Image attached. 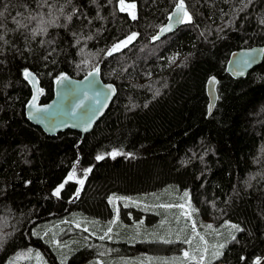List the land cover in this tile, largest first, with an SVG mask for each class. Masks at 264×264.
Instances as JSON below:
<instances>
[{"label":"trees","instance_id":"16d2710c","mask_svg":"<svg viewBox=\"0 0 264 264\" xmlns=\"http://www.w3.org/2000/svg\"><path fill=\"white\" fill-rule=\"evenodd\" d=\"M177 1L126 0L136 4L134 20L118 0H0V264L34 250L48 264L147 250L152 243L101 240L68 221L108 223L117 214L131 228L142 208L115 199L148 198L168 186L190 195L198 229L222 231L225 222L242 229L203 236L200 264H264V59L244 78L225 71L236 45H264V0H184L192 21L152 42ZM134 32L130 44L107 54ZM96 68L116 95L90 132L49 136L27 119L32 90L24 69L37 76L45 104L58 77ZM211 76L217 101L208 115ZM72 172L84 184L68 180L54 195ZM60 221L65 237L87 240L64 262L34 230Z\"/></svg>","mask_w":264,"mask_h":264},{"label":"water","instance_id":"95a60500","mask_svg":"<svg viewBox=\"0 0 264 264\" xmlns=\"http://www.w3.org/2000/svg\"><path fill=\"white\" fill-rule=\"evenodd\" d=\"M175 5L168 13L165 23L151 36L152 42L164 38L185 24L176 22ZM169 25H171L170 30L161 32L162 28ZM153 37L158 38L154 40ZM263 59L264 45H253L250 47H239L236 45L228 56L225 71L232 78H244L253 68L260 65ZM246 60L248 61L247 63L244 62ZM29 72L35 78L34 82L28 80L32 90V97L34 94L36 95V109L41 111L37 112L36 109L29 105L31 97L25 106V114L32 124L40 127L49 136H54L58 132L70 129L80 132L83 137L93 129L95 123L104 115L116 95L115 86L112 83L104 82L99 71L94 72L93 70L81 78H72L66 74L61 75L54 82L51 100L41 104L39 103L40 87L37 76L34 72ZM89 73L93 74L89 75ZM213 77L215 78L214 82H212ZM216 84L217 78L215 76H211L206 82L208 115L213 111L217 101ZM108 85H111L114 91L105 100V95L110 91L106 88ZM97 100L101 103H97ZM101 104H103V107H101ZM76 105H80V107H76Z\"/></svg>","mask_w":264,"mask_h":264},{"label":"rangeland","instance_id":"374dc122","mask_svg":"<svg viewBox=\"0 0 264 264\" xmlns=\"http://www.w3.org/2000/svg\"><path fill=\"white\" fill-rule=\"evenodd\" d=\"M68 176L65 179V181L62 182L61 184L64 185V183L69 180ZM80 179H84V177L78 176L74 173L73 178L71 180L76 181L78 183ZM171 187L172 186H168L165 188L164 191L162 190L160 193H156V194L153 193L150 196V197H154V200L156 201L158 200V195L162 196L158 202L164 206L163 210L162 211H160V209L153 210L151 214L146 216L144 220L141 221V223L139 221H136V226H134L133 224V227L131 228H136V230H138L139 232H142L144 227L148 228L150 225H152V229H153L154 227H153V224L151 223L155 221L154 216L155 217H157V215L161 216L160 221H159L158 230L165 232L167 231L166 228L168 229L171 228L172 234L177 239H179V241H177L179 242V244H177L176 246V249L178 251L177 252L178 253V263L200 264V262L202 261L200 259V255L198 254V251L201 247L200 237L206 236L211 231L217 232L220 230L215 229V230L205 231V230L198 229V226L196 224L198 222L201 224L202 220L197 215V209L195 208L190 195L188 194V196L185 197L184 191L178 190V192H176L175 191L176 189L171 188ZM146 196H149V195H144L142 197H118L116 198L117 200L115 199V201H118V202L119 200L122 201V204L124 206L138 207L140 205L137 204L136 202L141 201ZM120 198H131V199L125 200V199H120ZM156 201H154V203ZM179 205H184V207L181 208L179 207ZM184 213H190V215H185ZM68 222L74 223V221H68ZM204 224L205 222L203 221V225ZM193 225H195V227H193ZM231 225L233 224L230 222H225L221 228L225 230L229 229L232 231L234 229L230 227ZM60 227H62V225L55 226V223L52 224L50 222H47V223L38 225L34 230L35 232H37V234H40L42 232L41 234H43L44 236L45 235L48 236L46 241L48 242L49 245H52V244L54 245V242L56 241L55 236H54L55 235L54 231H57L56 229ZM225 230H222L220 232H223ZM73 240H74V237L68 239L65 243H62L61 246H56L57 250L55 249V252L58 255V259L60 262L66 261V259L68 258L70 254V251L72 253V251L75 249ZM186 240L189 242L185 243ZM203 240H205L204 237H203ZM211 245H213V243L209 244V242H207V247ZM165 247H169V246H165ZM51 248L54 251V248L53 247ZM184 252L189 253V255L185 256ZM6 264H48V262L45 256L40 251L34 250L32 252L27 251L25 253L18 252L15 255H13V257H11L7 261Z\"/></svg>","mask_w":264,"mask_h":264},{"label":"crops","instance_id":"0c3cea01","mask_svg":"<svg viewBox=\"0 0 264 264\" xmlns=\"http://www.w3.org/2000/svg\"><path fill=\"white\" fill-rule=\"evenodd\" d=\"M160 193V192H156ZM155 193V194H156ZM162 196L158 195V200H154V197H150L146 199H142L139 202H136L142 208V213L139 214V218L137 219L140 223L146 216L151 214L153 210L160 209L163 210V205L160 204L158 201ZM154 201H156L154 203ZM121 202V201H120ZM158 203V204H157ZM82 215H78V219L74 220V226L77 229H83L86 232H89L91 235H96L97 238L100 239V236L107 235L104 239L115 241V242H145V243H152V245L144 251L139 250L136 255L132 256H122V255H111L110 256H102V258H96L94 260H90L85 264H182L178 263V251L176 249V245H173L171 248V242H177V239L171 231V228L167 229V231L158 230L160 217L154 216L155 221L150 225L148 228L144 227L142 232L136 230V228H130L121 219H118L117 214L113 217L110 222H105L101 219L90 217L86 220V223L83 224L82 220L80 219ZM115 221V223H112ZM65 222V220L63 221ZM62 221L55 223L56 225H64ZM79 225V226H77ZM129 227V229H128ZM63 229L62 227H60ZM58 228V229H60ZM111 228V232H108V229ZM61 230L54 231L55 233V242L54 245L61 246L62 243H65L68 239L74 237V247L76 248L78 245H84L87 240L80 234H76L74 236L65 237L67 233L61 232ZM164 232V233H163ZM172 235V236H171ZM169 246V247H165ZM73 247V248H74ZM57 249V248H56ZM185 253V252H184Z\"/></svg>","mask_w":264,"mask_h":264},{"label":"snow or ice","instance_id":"6c2138e0","mask_svg":"<svg viewBox=\"0 0 264 264\" xmlns=\"http://www.w3.org/2000/svg\"><path fill=\"white\" fill-rule=\"evenodd\" d=\"M248 2L251 3V0H248ZM245 6H247V5H245ZM118 7H119V11H121V12H129L131 18L134 19V20L136 19V15H135V12H134V9L136 8V4H135L134 2H132V3H128V2H126V0H118ZM175 8H176L175 17H176V22H177V23H190V22L192 21V17H191V15H190V14L188 13V11L186 10V6H185V3H184V0H178V2H177L176 5H175ZM0 15H2V13H0ZM69 19H71V17H69ZM170 19H172V17H170ZM17 23L19 24L18 21H17ZM170 27H171V25L162 28V29H161V32H165V31L170 30ZM137 35H138V34L135 33V32H134V33H131V34H130L129 36H127L124 40H121V41H119V42L113 44V45H112V48L108 51L107 54H108V55H111L113 52L119 51L121 48L126 47L128 44H130V43L136 38ZM157 38H158V37H153L154 40L157 39ZM175 59H176V58L173 57V61H174ZM244 62L247 63L248 61L246 60V61H244ZM98 71H99L98 68L94 69V72H98ZM92 74H93V73H89V75H92ZM23 76H24V78H25L26 80H31V81L34 82V79H35V78L33 77L32 73L29 72L28 69H24V70H23ZM58 79H59V78H58ZM64 79H66V77H64ZM214 81H215V78L213 77V78H212V82H214ZM106 88L109 89L110 91H108V93L105 95V100H107V99L110 97L111 92L114 91V89L112 88L111 85L106 86ZM158 94H159V93H157V95H158ZM36 99H37V97H36V95L34 94L33 97H32V99H31V101H29V105H30L33 109H36ZM97 103H101V102H100L99 100H97ZM76 107H80V105H76ZM101 107H103V104H101ZM210 108H211V106H210ZM97 110H99V109H97ZM36 111L39 112V111H41V110H40V109H36ZM88 123H90V121H88ZM108 155H110V156H112V157L114 158L115 156L120 155V153H118V152H112V153H109ZM127 155L130 156L131 154L129 153V154H127ZM96 159H97V160H102V159H104V156H103V155H98V156L96 157ZM91 170H92L91 168H88V169H85V170H84L85 178H86L87 174H88L89 172H91ZM73 175H74V173H70L69 176H68V179L71 180V179L73 178ZM78 183H79L80 185H83V184H84V179H80V180L78 181ZM63 187H64V185L61 184L59 187H57V188L55 189V191H54L53 194L56 195V196H59V195H60V192H61V189H62ZM79 191H80V189L78 188V189H77V193H76L77 196L79 195ZM184 196L187 197V196H188V193L185 192V193H184ZM120 199H125V200H127V199H131V198H120ZM109 201L112 202V198H109ZM179 207L183 208L184 205H179ZM184 214H185V215H190V213H184ZM112 223H115V221H112ZM77 226H79V225H77ZM193 227H195V225H193ZM206 227H207V228H212V225H207ZM230 227H231L232 229H235L236 231H242V229H240L238 225L233 224V225H231ZM108 232H111V228L108 229ZM106 235H107V233H105V236H106ZM105 236H100V239L103 240V239L105 238ZM108 238L110 239L111 237H108ZM200 239L203 240V237H200ZM232 239L235 240V236H232ZM188 242H189V241H187V240L185 241V243H188ZM224 247H225L224 244H220V245L218 246V249H222V248H224ZM203 251L206 253V252H207V248H205ZM221 254H222V253H221L219 250H217V251H215V252L212 253V255H213L215 258H219V256H220ZM37 255H39V254H37ZM184 255H185V256H188L189 253L185 252ZM193 258H194V257H193ZM200 259H201V260H204V255H201V256H200ZM241 259L243 260V259H245V258H244V257H241ZM259 259H260V258H257L255 264H259Z\"/></svg>","mask_w":264,"mask_h":264},{"label":"built area","instance_id":"2783aa9c","mask_svg":"<svg viewBox=\"0 0 264 264\" xmlns=\"http://www.w3.org/2000/svg\"><path fill=\"white\" fill-rule=\"evenodd\" d=\"M220 264H224V263H220Z\"/></svg>","mask_w":264,"mask_h":264}]
</instances>
